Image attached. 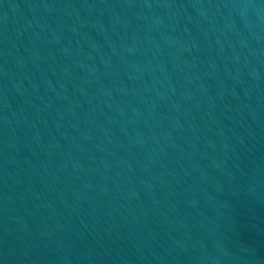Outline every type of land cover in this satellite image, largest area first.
<instances>
[{"label":"water","instance_id":"1","mask_svg":"<svg viewBox=\"0 0 264 264\" xmlns=\"http://www.w3.org/2000/svg\"><path fill=\"white\" fill-rule=\"evenodd\" d=\"M0 264H264V0H0Z\"/></svg>","mask_w":264,"mask_h":264}]
</instances>
